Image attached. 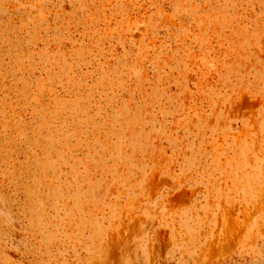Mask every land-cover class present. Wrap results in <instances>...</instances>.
Returning a JSON list of instances; mask_svg holds the SVG:
<instances>
[{
  "label": "rangeland",
  "instance_id": "obj_1",
  "mask_svg": "<svg viewBox=\"0 0 264 264\" xmlns=\"http://www.w3.org/2000/svg\"><path fill=\"white\" fill-rule=\"evenodd\" d=\"M0 264H264V0H0Z\"/></svg>",
  "mask_w": 264,
  "mask_h": 264
}]
</instances>
